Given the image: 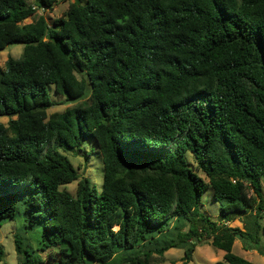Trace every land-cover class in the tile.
<instances>
[{"label": "trees", "instance_id": "trees-1", "mask_svg": "<svg viewBox=\"0 0 264 264\" xmlns=\"http://www.w3.org/2000/svg\"><path fill=\"white\" fill-rule=\"evenodd\" d=\"M59 1L71 0H0V52L24 45L0 66V228L42 223L37 249L15 234L20 264H152L201 236L225 252L215 264H254L233 247L262 240L264 0H75L52 24H24ZM50 85L79 102L49 114ZM86 139L100 191L61 152ZM75 181V196L61 190ZM210 187L224 224L200 209ZM174 219L189 230L160 244Z\"/></svg>", "mask_w": 264, "mask_h": 264}, {"label": "rangeland", "instance_id": "rangeland-1", "mask_svg": "<svg viewBox=\"0 0 264 264\" xmlns=\"http://www.w3.org/2000/svg\"><path fill=\"white\" fill-rule=\"evenodd\" d=\"M74 1L75 0L67 2L59 1L57 5H55L54 9L50 11L38 9L36 15L33 18L24 21V24L33 22L39 16L45 17L50 22V24H52L53 20L62 18L66 15L69 4ZM30 3L32 4L34 1H30ZM23 50V44L9 45L4 51L0 52V66L4 68L7 60L10 57L20 58L22 56ZM77 76L80 79L83 77L80 73H77ZM49 93L51 99L55 103V105L48 110L49 114L55 112H64L66 109L76 105L79 102V100H70L68 102V100L65 99L66 97L55 92L54 85L49 86ZM9 120L10 118L8 117H0V122L6 125L8 124ZM61 152L67 155L73 162V164L78 169L80 177L88 178L91 184L97 188V190L100 191L102 189L104 183V165L102 154L94 139L84 140L81 150L73 152H65L61 150ZM187 158L190 160L191 165L196 168L194 156L191 152L187 153ZM199 175L208 181L202 172L199 171ZM262 184L264 191V178L262 179ZM78 185L79 181H75L69 185L61 187V190L67 191L75 196ZM251 194L253 195L252 192ZM200 209L203 213L208 215L211 220L218 223H223L220 212V203L214 198V190L212 187H210L204 193ZM24 223L25 217L18 214L15 220L5 223L0 228V246L3 247L2 249L4 251L3 261L0 264H20V258L16 251L15 234H23L21 231L23 229ZM190 224L191 222L189 219H183L180 222L174 219L166 236L164 238H159V243L164 244L165 241L170 242L171 239L177 240L178 233L181 231L184 233L187 232L189 230ZM261 224L263 226L261 235L262 240L258 246H255L248 241L246 242L241 238H237L233 250L236 255L241 256L254 264H264V212ZM231 225L234 227L242 226V224L238 223L237 221ZM41 234L42 223H37L34 225L33 231L28 234H23V237L25 238V242L28 245H30L33 249H37L41 239ZM210 242L211 241L205 236H201L197 241L195 240V242L189 241L184 245L180 244V247L170 249L163 256L155 254L152 257L151 262L152 264H183V260L185 259V251L188 247L194 248L192 260L189 264H215L216 262L224 261L225 252L216 249ZM152 243H154V241L140 246L139 250L143 252L144 250L153 249L154 246ZM246 246H254L257 249L244 250ZM258 250L262 253L258 252ZM37 255H39L42 259H46L47 257V253L44 252H37L36 256ZM122 258L123 256L120 254L116 256L115 260L117 263H119L122 261Z\"/></svg>", "mask_w": 264, "mask_h": 264}, {"label": "crops", "instance_id": "crops-1", "mask_svg": "<svg viewBox=\"0 0 264 264\" xmlns=\"http://www.w3.org/2000/svg\"><path fill=\"white\" fill-rule=\"evenodd\" d=\"M235 221H237L238 223L242 224V226L239 227V228H242V229H243V227H244V218H243V219H237V220H235ZM235 221H233V222H229V223H227L226 225H228V226H230V227H234V226H232L231 224H233ZM219 224H224V223H220V222H219ZM235 242H236V240H235ZM234 246H235V244H234ZM233 250H234V247H233ZM244 250H246V249L244 248ZM258 252H259V250H258Z\"/></svg>", "mask_w": 264, "mask_h": 264}, {"label": "water", "instance_id": "water-1", "mask_svg": "<svg viewBox=\"0 0 264 264\" xmlns=\"http://www.w3.org/2000/svg\"><path fill=\"white\" fill-rule=\"evenodd\" d=\"M77 2H78V5H80V0H77ZM198 240V238H196V241ZM94 262H93V260L92 259H90V258H88L87 259V261L85 262V264H93Z\"/></svg>", "mask_w": 264, "mask_h": 264}, {"label": "built area", "instance_id": "built-area-1", "mask_svg": "<svg viewBox=\"0 0 264 264\" xmlns=\"http://www.w3.org/2000/svg\"><path fill=\"white\" fill-rule=\"evenodd\" d=\"M35 9V8H34ZM264 212V211H263Z\"/></svg>", "mask_w": 264, "mask_h": 264}]
</instances>
